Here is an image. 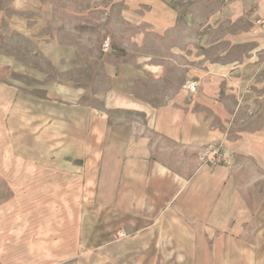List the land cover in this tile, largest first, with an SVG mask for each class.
<instances>
[{
    "label": "rangeland",
    "instance_id": "1",
    "mask_svg": "<svg viewBox=\"0 0 264 264\" xmlns=\"http://www.w3.org/2000/svg\"><path fill=\"white\" fill-rule=\"evenodd\" d=\"M263 20L264 0H0L3 255L18 251L17 264H195L139 263L121 231L112 233L107 248V200L91 191L113 193L120 168L106 160L98 166L90 157L120 146L131 122L144 124L143 112L117 103L122 96L151 107L172 100L179 108L186 93L214 98L219 89L222 102L200 103L201 110L219 105L235 118L253 113V129L263 127L264 100L257 98L264 94ZM204 79V89L185 90V83ZM57 84L80 95H53ZM249 90L253 103L242 99ZM202 147L198 157L215 145ZM40 223L49 225L48 256L29 255L24 241L9 244L21 225ZM80 223L81 242L75 238ZM225 243L226 258L234 259ZM250 253L242 248L243 258Z\"/></svg>",
    "mask_w": 264,
    "mask_h": 264
},
{
    "label": "crops",
    "instance_id": "2",
    "mask_svg": "<svg viewBox=\"0 0 264 264\" xmlns=\"http://www.w3.org/2000/svg\"><path fill=\"white\" fill-rule=\"evenodd\" d=\"M205 80L197 82L199 91L204 89ZM248 81L251 85L257 82L254 78ZM52 93L62 98L80 95L77 88L66 84H57ZM186 94L179 108L172 106V100L168 105L151 107L130 96L115 99L128 104L125 109L143 112L145 121L143 125L131 122L126 128L129 137L120 146L115 144L106 152L100 149L90 157L98 166L106 160L120 168L111 180L113 193L91 191L107 200L102 228L107 232L106 246L110 247L112 233L121 231L123 243L139 263L264 264V191L259 189L264 173L257 169L264 167V126L253 129V113L235 118L234 114L227 116L219 105L214 111L201 110L200 103L209 107L217 100L220 104L219 96L199 99L198 95ZM257 98L264 100V94ZM112 99L114 96L107 102ZM242 99L253 103L251 90ZM90 133L101 135L96 128H90ZM208 144L219 147L217 162L199 159V150ZM117 199L121 202L116 201L114 208ZM16 230L11 246L24 241L30 248L29 255L40 259L49 255V225L23 224ZM84 230L81 223L76 226V241L85 237ZM97 239L96 235L89 236L90 241ZM226 240L233 247L234 259L226 258ZM3 244L8 246L0 244V262L21 261L13 248L4 252L10 258H2ZM243 247L251 252L245 258Z\"/></svg>",
    "mask_w": 264,
    "mask_h": 264
},
{
    "label": "built area",
    "instance_id": "3",
    "mask_svg": "<svg viewBox=\"0 0 264 264\" xmlns=\"http://www.w3.org/2000/svg\"><path fill=\"white\" fill-rule=\"evenodd\" d=\"M103 46V49H107L108 48V42H104L102 44ZM184 88L186 91L188 92H194L196 90V84L195 82H187L184 84ZM220 154V149L219 147L215 146L213 148H209L208 150H205L203 151L201 154H200V160L201 161H217V157L219 156Z\"/></svg>",
    "mask_w": 264,
    "mask_h": 264
}]
</instances>
